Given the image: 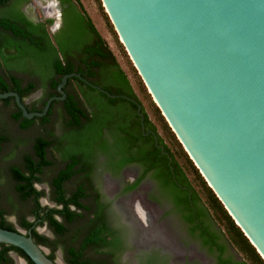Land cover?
<instances>
[{
  "label": "water",
  "instance_id": "obj_1",
  "mask_svg": "<svg viewBox=\"0 0 264 264\" xmlns=\"http://www.w3.org/2000/svg\"><path fill=\"white\" fill-rule=\"evenodd\" d=\"M100 1L171 130L264 260V0ZM74 76L89 83L79 73L65 74L61 95L40 111H28L15 91L0 99L13 97L28 120L43 117ZM89 84L136 103L143 125L138 101ZM0 243L34 264H60L31 232L0 228Z\"/></svg>",
  "mask_w": 264,
  "mask_h": 264
},
{
  "label": "flooded vegetation",
  "instance_id": "obj_2",
  "mask_svg": "<svg viewBox=\"0 0 264 264\" xmlns=\"http://www.w3.org/2000/svg\"><path fill=\"white\" fill-rule=\"evenodd\" d=\"M97 4L98 12L107 24L106 16L102 13L99 3ZM108 47L83 0H0V78L7 85H11V79L16 78L24 93L21 100L33 111H38L37 108L42 106L43 101H47L52 96L61 95L57 86L65 74L60 78L55 89L52 85L59 79V74L55 71L57 60L64 61L66 68L73 70L71 73H79L89 83L102 88L104 85L111 84L110 80L101 73L103 67L112 63L108 57ZM4 59H7L6 67L3 64ZM90 70L93 73L92 76ZM70 78L72 80H69ZM70 78L63 87L65 97L51 103L53 105L49 109L51 114L46 122L47 125L51 123L55 111L60 112L63 120L67 118V99L71 97L82 102L84 95L81 89L91 87L100 91L79 77ZM39 94L38 101L27 102L28 99H33ZM129 97L139 102L138 99ZM127 101L136 105L131 100ZM88 110L90 111L87 113L88 117H92L93 107L88 105ZM83 121L86 120L83 119ZM36 123L40 124L39 121ZM40 125L43 127L42 124ZM123 126L129 130L126 137L135 138V141L124 143L123 149L116 147L113 145L115 137L106 127H103V139L108 145H113L114 152L109 155L96 149L92 158L89 159L88 171L74 174L63 183L65 198L70 199L79 187H82V193L78 197L80 205L89 211H95L98 208L102 211L103 237L108 244L102 246L97 254L91 248L87 249L86 257L100 259L103 264H123L128 255L134 256V264H190V262L244 264L243 259L240 261L234 257L232 250L235 248L227 237L226 239L222 237L220 227L204 203L194 200L193 191L182 185L175 173L172 176L175 184L165 182L160 175L164 157L170 155L165 146L159 143L158 136V144L164 146L167 153L163 154L162 149L156 146L153 135V132L155 134L156 132L146 125L145 115L143 125L139 116V119L135 117V124L130 120H123ZM46 130L41 129V133L33 137L31 150L21 155V164L25 156L35 154L36 138L45 135ZM139 132L142 137H145L144 141L136 140ZM131 133L133 136L130 135ZM63 135L64 129L60 136L53 137L56 140ZM117 135L125 137V133L119 130ZM151 138L156 149L160 150L158 158L153 157L155 151L150 146ZM63 145H68V142L63 141ZM51 151L58 157L55 159L51 157ZM62 151L64 150L58 141H54L47 149V157L53 161V165L45 168L41 174L42 179L45 174L49 175L46 182L48 193L44 191L45 195L39 199L41 206L61 207L51 200L52 188L49 180L51 176H57L59 171L67 166V162H62L59 158ZM144 161L155 166L148 168ZM168 163H172V158L171 162L168 158ZM127 177L131 179L127 181ZM37 184L39 183L35 184L36 188ZM46 196L49 197L53 206L42 205L41 200ZM183 197L185 200H182ZM176 198H180L182 202ZM186 202L190 208L186 207ZM75 207V204L71 203V208L75 209ZM84 209L80 208L77 211L86 213L87 210ZM91 217L92 214L89 216L86 214L69 225L75 229ZM27 219L33 221L34 217L28 216ZM13 224L19 230L17 221ZM41 226L50 229L46 224ZM150 226L154 228L162 226L167 235L173 239L174 245L164 243L163 241L166 240L164 237H161L158 243L146 241L148 232L145 228ZM38 228L39 226L36 227V231L42 234ZM50 231L54 237L42 235L54 240L55 234L51 229ZM39 246L43 250L49 249L48 253L44 250L47 255L51 253L49 247ZM141 246L144 247L142 252L138 250ZM58 250L65 261L61 247L55 249L52 260L58 262L56 258ZM135 252L140 253L135 257ZM12 253L19 255L22 264H27V260L15 251H10L7 255V258L12 261L10 264H17ZM65 263L68 264L66 261Z\"/></svg>",
  "mask_w": 264,
  "mask_h": 264
},
{
  "label": "trees",
  "instance_id": "obj_3",
  "mask_svg": "<svg viewBox=\"0 0 264 264\" xmlns=\"http://www.w3.org/2000/svg\"><path fill=\"white\" fill-rule=\"evenodd\" d=\"M97 1L102 13L106 16V23L109 29L114 34L115 40L118 42L123 55L126 57L127 65L134 80L133 83L135 84L134 86L129 73L120 66L113 52L108 47V57L111 59L112 63L103 67L101 73L106 79L110 80L111 84L104 85V88L112 94H124L139 100V103L142 105L141 111L145 115L146 125L155 130L159 137V143L165 146L172 158V163L169 164L168 157H164L165 161L162 164V172H160V175L165 179V182L175 184L172 177L175 173L178 181L193 191L194 200H200L204 203L222 232L225 233L227 239L242 257L243 263L264 264L263 258L229 215L171 130L145 87L132 61L128 57L124 46L119 41L118 35L109 17L106 12H104L101 1ZM16 49L19 48L16 47ZM3 61L4 66H7V59ZM55 71L59 74V79L52 84L54 89L64 74L73 72L71 68H66L62 60H57ZM90 72L92 76L93 73L91 70ZM74 79L78 80L77 78ZM11 80V85H7L4 83V80L0 78V93L16 91L23 100L24 93L20 88V82L16 78H12ZM69 80H72V78ZM136 90L148 101L155 123L149 118ZM81 92L84 95V100L82 102L71 97L67 99V118L65 117L63 120L64 135L55 140L53 137L54 132L48 128L45 135L36 138L35 154L25 156L21 165H13L10 167L13 188L21 205H16L11 199H5L0 194V203H2V201L5 202V206H0V228L17 230L15 225L7 220L8 208H11L13 210L12 212L16 215L17 225L26 230V233L31 231L32 238L36 244L44 245L51 249V253L48 254V257L51 259H54L55 249L61 247L63 249L65 261L68 264H103L100 259L86 257L87 249L91 248L94 253L97 254L100 252L102 246L108 244L103 237L104 227L101 224V208L95 211H89L80 205L78 197L82 193V187H79L70 199L65 198L63 183L74 174L88 171L87 168L90 166L89 159L92 158L96 149L111 155V153L114 152L113 145L123 149L125 148L124 143L131 140L135 141V138L126 137L129 134V130L124 128L123 120H130L135 124V117L139 119V116L136 114L137 105L129 103L125 98H110L105 93L91 87L81 89ZM0 103L5 107L12 106L13 111L11 117L18 122L23 129L33 126L38 121L42 125L46 124L51 114L49 110L48 114L44 117H34L28 120L23 117L22 111L16 105L13 97L0 99ZM45 103L46 100L43 101L42 106L37 108V110H42ZM88 105L93 107L92 117H88L87 115V113L90 112L88 110ZM26 107L28 111H33L28 106ZM83 119L86 121H83ZM103 127H106L115 137V143L113 145H108L106 140L103 139ZM118 130L125 133V137H119V135H117ZM159 130L162 131L163 136L160 134ZM130 135L133 136L132 133ZM136 140L144 141L145 137H142L139 132ZM5 141L6 137L0 133V149ZM54 141H58L62 145L64 151L59 155V158L62 162H67L66 168L61 169L57 176H51L49 180V184L52 188L51 200L61 205L59 208L41 206L39 199L45 195V192L44 190H38L35 186L36 183L43 181L41 178L43 170L53 165V161L47 157V149L52 146ZM63 141L68 142V145H63ZM150 146L152 150L155 151L153 157L158 158L160 150L156 149L152 138L150 139ZM143 163L147 165L148 168L154 165L151 163L148 164L145 161ZM179 199L180 198H176V200ZM182 200H185V198ZM71 203L75 204V209L71 208ZM185 204L187 208H190L187 202ZM80 208L87 210V212H78L77 210ZM86 214L87 216L92 214V217L75 229L70 227L69 224L77 221ZM28 216H33L34 220L29 221L27 219ZM59 218H61V220H59ZM43 224H46L54 232L56 237L54 240H50L36 231V227ZM10 251L19 253L27 260V264H34L19 248L2 243H0V264L2 262L9 264L12 262L10 258H7Z\"/></svg>",
  "mask_w": 264,
  "mask_h": 264
},
{
  "label": "rangeland",
  "instance_id": "obj_4",
  "mask_svg": "<svg viewBox=\"0 0 264 264\" xmlns=\"http://www.w3.org/2000/svg\"><path fill=\"white\" fill-rule=\"evenodd\" d=\"M83 3L87 9V11L92 16L98 30L100 31L102 37L107 42L109 48L113 52L114 56L116 57L117 61L119 62L120 66L130 75V79L133 83L132 75L129 71V67L127 65L126 57L123 55L122 50L120 49L118 42L115 40L114 34L109 29L108 25L105 24V21L101 14L98 12V1L97 0H83ZM102 5V4H101ZM120 41V40H119ZM129 57V56H128ZM135 86V84L133 83ZM136 93L138 97L141 99L145 110L151 119L152 122L155 123V119L152 115L149 103L147 100H145L142 95L139 93L138 90H136ZM40 99V94L37 95V97L33 99H28V103L36 102ZM13 108L12 106L5 107L0 103V133L6 137V141L2 144L0 149V194L3 198H9L15 203L16 205H21L15 191L13 188V182L10 176V167L13 165H21V155L25 152H28L31 150V146L33 144L34 136L37 133H41L42 131H45L46 128H50L54 132V136H60L63 133V119L60 115L59 111H55L53 115V119L49 125L44 124L43 127L39 123H35L33 126L22 129L19 127L18 122H16L12 117ZM160 134L163 136V133L161 130H159ZM51 157L54 159L58 157V155L51 151ZM49 175L45 174L43 177V183L37 184V188L40 190H44L46 193H48V185L46 182H48ZM127 181H129V177L126 178ZM42 205H49L53 206V204L50 202L49 197L46 196L41 200ZM0 206H5V202L2 201L0 203ZM9 211L7 213V218L10 222L16 223V215L12 212L13 210L11 208H8ZM174 224V223H173ZM172 224V225H173ZM175 225V224H174ZM173 225V227H174ZM22 232H26L22 228H18ZM38 230L49 237H54L53 233L48 229L46 226H39ZM145 231L148 232V235H146V241H153L155 243L160 242V238L164 237L166 240L163 241L164 243H169L174 245L173 239L167 235L164 228L161 226L160 228H154L153 226L146 227ZM222 237L226 239V235L222 230L220 229ZM148 236V237H147ZM181 238V237H180ZM193 238V237H192ZM195 238V237H194ZM196 239V238H195ZM194 239V240H195ZM197 240V239H196ZM184 241V239H183ZM185 242V241H184ZM185 244H187L185 242ZM140 252L144 249V247H139ZM201 248V247H200ZM146 249V248H145ZM233 249V248H232ZM44 250L48 253L49 249L44 248ZM234 252V257L241 261L242 257L237 253L236 250H232ZM231 251V252H232ZM140 252H135V257ZM232 252V253H233ZM14 260L17 261V264H22L21 260L19 259V255L16 253H12ZM134 256H126L125 261L123 264H134L133 262ZM56 258L60 264H66L61 252L58 250L56 253ZM19 259V260H18ZM195 263V262H194ZM191 263L190 264H194Z\"/></svg>",
  "mask_w": 264,
  "mask_h": 264
}]
</instances>
